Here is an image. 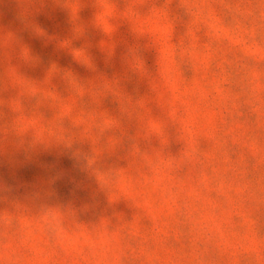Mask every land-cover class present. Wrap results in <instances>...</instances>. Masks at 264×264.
I'll use <instances>...</instances> for the list:
<instances>
[{
    "label": "rangeland",
    "instance_id": "rangeland-1",
    "mask_svg": "<svg viewBox=\"0 0 264 264\" xmlns=\"http://www.w3.org/2000/svg\"><path fill=\"white\" fill-rule=\"evenodd\" d=\"M0 264H264V0H0Z\"/></svg>",
    "mask_w": 264,
    "mask_h": 264
},
{
    "label": "clouds",
    "instance_id": "clouds-1",
    "mask_svg": "<svg viewBox=\"0 0 264 264\" xmlns=\"http://www.w3.org/2000/svg\"><path fill=\"white\" fill-rule=\"evenodd\" d=\"M186 9V8H185ZM187 10V9H186ZM188 11V10H187Z\"/></svg>",
    "mask_w": 264,
    "mask_h": 264
}]
</instances>
